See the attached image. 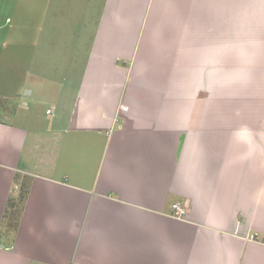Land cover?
Listing matches in <instances>:
<instances>
[{"label": "crops", "instance_id": "obj_1", "mask_svg": "<svg viewBox=\"0 0 264 264\" xmlns=\"http://www.w3.org/2000/svg\"><path fill=\"white\" fill-rule=\"evenodd\" d=\"M263 43L264 0H0V264H264Z\"/></svg>", "mask_w": 264, "mask_h": 264}, {"label": "rangeland", "instance_id": "obj_2", "mask_svg": "<svg viewBox=\"0 0 264 264\" xmlns=\"http://www.w3.org/2000/svg\"><path fill=\"white\" fill-rule=\"evenodd\" d=\"M257 44V42L255 43ZM254 44V45H255ZM264 44V43H263ZM254 64V69L253 71L250 73L249 75V78H248V82L246 83V88L249 89L250 87L252 86H257L258 83H260V79L263 78V76H260V74L262 73V71L264 70V59L261 60V61H256V62H253ZM238 66V62H237V59H236V62H235V67ZM236 75V74H235ZM244 74H241V77L243 76ZM253 76V78H252ZM247 91V90H246ZM23 185H26L24 186L25 189L22 187L20 188V192L19 194L15 197V202L17 205H19V203L23 200V195H25L26 191H27V183L26 184H23ZM25 190V191H24ZM18 200V201H17ZM14 220V219H13ZM15 222V220H14Z\"/></svg>", "mask_w": 264, "mask_h": 264}, {"label": "built area", "instance_id": "obj_3", "mask_svg": "<svg viewBox=\"0 0 264 264\" xmlns=\"http://www.w3.org/2000/svg\"><path fill=\"white\" fill-rule=\"evenodd\" d=\"M125 108V107H124ZM48 112H51V109H48ZM173 208H174V215L176 216V217H179V218H181L182 216H183V214H184V210L180 207V204L179 203H175L174 205H173Z\"/></svg>", "mask_w": 264, "mask_h": 264}]
</instances>
